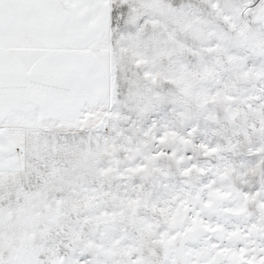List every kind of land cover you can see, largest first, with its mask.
I'll list each match as a JSON object with an SVG mask.
<instances>
[{"label": "snow or ice", "instance_id": "1", "mask_svg": "<svg viewBox=\"0 0 264 264\" xmlns=\"http://www.w3.org/2000/svg\"><path fill=\"white\" fill-rule=\"evenodd\" d=\"M0 264H264V0H0Z\"/></svg>", "mask_w": 264, "mask_h": 264}]
</instances>
